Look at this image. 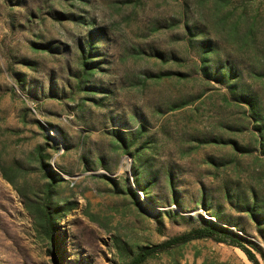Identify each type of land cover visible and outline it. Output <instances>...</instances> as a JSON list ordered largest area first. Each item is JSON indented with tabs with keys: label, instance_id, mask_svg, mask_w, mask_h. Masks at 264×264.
Masks as SVG:
<instances>
[{
	"label": "rangeland",
	"instance_id": "obj_1",
	"mask_svg": "<svg viewBox=\"0 0 264 264\" xmlns=\"http://www.w3.org/2000/svg\"><path fill=\"white\" fill-rule=\"evenodd\" d=\"M263 123L264 0H0V264H131L216 215L264 254ZM142 264L253 263L203 238Z\"/></svg>",
	"mask_w": 264,
	"mask_h": 264
},
{
	"label": "trees",
	"instance_id": "obj_2",
	"mask_svg": "<svg viewBox=\"0 0 264 264\" xmlns=\"http://www.w3.org/2000/svg\"><path fill=\"white\" fill-rule=\"evenodd\" d=\"M202 46V55L201 59L203 61V66L206 65V62H208V56L211 52L212 48L208 42L204 43ZM49 47V45H47ZM50 48V47H49ZM93 44L88 49V53L92 54L95 49ZM83 52H85L83 50ZM96 66L93 65L92 68H95ZM205 71V74L208 73L207 69H203ZM93 72V71H92ZM91 72V73H92ZM234 72L232 70L227 71L224 75H233ZM251 107V117L254 118L257 121H261L260 114L257 111L256 108V102L253 99H246ZM257 129L261 131L263 140H264V123L263 124H257ZM264 146V141L262 142ZM264 149V147H263ZM48 155L45 154L43 151L39 150V158L37 160L40 161L41 166L43 169H47L48 163H47ZM20 170V169H19ZM1 172L5 178L9 179L13 184L15 182L14 178L15 175L12 173L13 170H8L5 167H1ZM44 175L46 176L49 181L46 183L43 189V202L41 203H28L27 206L29 209L33 210L35 212L38 220L40 221L41 227L46 232L49 238L54 242L56 239L55 230L57 226L58 219L62 218V216L65 214V211L69 210L70 205L68 202L61 203L54 199L55 197V191L56 187L59 186L63 182V178L53 171L52 169L47 170ZM171 178V177H170ZM171 180V179H170ZM172 181V180H171ZM144 188L141 187V190ZM21 196L28 198L27 193H25L21 188L17 189ZM176 199V203L179 204V201ZM203 208L208 210L207 206L203 204ZM216 220L212 219H206L202 218L201 222L202 224L200 227L194 228L186 233L181 234L180 236H177L170 241H166L165 243L156 245L154 247H148L143 248V250L137 255V257L133 260L131 264H142L149 256H151L153 253H155L158 250L165 249L167 247H171L174 244H180V243H188L192 240L196 239H203V238H210L217 242L226 243L232 246H235L239 249H241L246 256L249 258V260L253 264H261L260 260L257 256V252L261 254V256L264 258V254L259 246H257L252 241H248L245 239L242 235H240L237 231H234L230 225L224 224L222 220L220 219V215H216ZM221 221V222H220Z\"/></svg>",
	"mask_w": 264,
	"mask_h": 264
}]
</instances>
